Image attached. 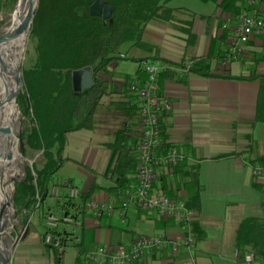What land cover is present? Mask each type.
Here are the masks:
<instances>
[{"label": "crops", "instance_id": "1", "mask_svg": "<svg viewBox=\"0 0 264 264\" xmlns=\"http://www.w3.org/2000/svg\"><path fill=\"white\" fill-rule=\"evenodd\" d=\"M212 1L219 9L217 3L223 0ZM173 9H181L178 12L180 18L192 23V32L196 36L194 46L188 48V36L180 23H151L148 27L157 25L153 27L151 34L157 36V32L165 33L161 37L164 43L159 45L147 41L156 48L153 51L135 48L138 56L135 59L159 58L164 71L176 73L175 77L161 83L162 94L172 103V110L162 122V130L168 143L185 156V162L181 165L182 170L171 169L165 182H161L157 189L165 190L173 198L187 202L196 193L197 187L184 176L183 170L190 173L199 171L202 206L200 214L196 213L195 221L199 222L205 236L200 240L195 238V250L180 248L174 253L168 248L162 253H153L137 264H217L219 261L220 264H242L237 261L236 231L245 219L258 218L252 215L258 211L257 204L253 202L256 199L254 190L264 191L253 185L255 179L252 167L255 164L252 162L260 157L264 158V144L254 138V128L258 124L255 118L260 83L237 78L247 77L254 70L264 75V37L256 38L250 43L248 58L242 63L222 68L221 59L211 61L215 74L226 73L236 79L203 77L189 72V66H198V61L210 54L213 39L224 38L222 45H216L215 56L220 50L222 54H226L227 33L222 30V20L225 14L231 13L219 9L218 13L211 16H197L183 8ZM258 60L260 62L256 63ZM183 62L184 67L181 65ZM116 65L117 63L112 65V77L101 75L103 79L112 82L114 97L122 92L124 78L136 75L141 67L139 64L134 74L117 76ZM110 100L111 97H105L103 103L108 104ZM108 142L107 137L92 131L70 135L65 149V157L70 161L63 165L57 179L72 181L83 194L95 187L92 198L112 202L119 208L121 197L110 191L114 183L105 174L111 157V151L106 146ZM223 155L233 156L217 159ZM129 177L135 181L136 171ZM60 192L62 195H69V190ZM50 201L49 206L57 212V200ZM34 226L24 235L18 230L20 241L13 249V243L10 246L11 264H55L52 250L41 240L40 228L43 227L40 223ZM75 227L80 230L79 234L71 229ZM183 231L181 226L139 208L128 212L125 224L122 223L120 214L116 213L110 219L97 220L93 216H87L79 226L61 224L57 228L61 251L64 252L63 264H76L78 251L75 246L79 243H83L87 252H91L99 245L129 246L141 237L160 232L181 241ZM30 237L33 248L21 252L17 257L22 247L19 246L20 242L22 244ZM231 240L235 260L225 256ZM18 246L19 250L16 251Z\"/></svg>", "mask_w": 264, "mask_h": 264}, {"label": "trees", "instance_id": "2", "mask_svg": "<svg viewBox=\"0 0 264 264\" xmlns=\"http://www.w3.org/2000/svg\"><path fill=\"white\" fill-rule=\"evenodd\" d=\"M97 1L40 0L31 29L32 40L36 43L37 59L35 65L23 73L26 92L20 99V106L25 114L31 116L33 125L26 130L23 139L31 150L42 153L45 162L41 169L37 165H34L33 170L28 168L26 179L16 185L15 200L26 214L22 220L23 225H31L30 217L40 214V226L44 229L41 240L46 244L47 237H52L49 249L53 252L55 264H63L64 252L61 251L57 229H48L46 226L47 217L70 215L76 222L81 223L88 216L85 205L93 199L95 191L94 187L89 192L82 193L78 200L61 194L64 203L61 205V201L57 200L55 206L59 212H55L48 204L51 199H55L51 195L54 185H58L60 191L74 187L72 181L57 179L63 165L70 161L65 157L69 136L81 131H92L107 137L109 142L106 146L111 151V157L105 174L114 183L110 191L121 197L124 189L134 186L136 180L132 181L129 176L137 170L135 146L140 137V122L136 99L130 91V85L135 76H144L145 62L159 58H132L131 60L141 64L140 70L136 75L124 78L123 90L117 97L112 96V82L103 79L101 75L112 77V65L119 60L128 59L120 56L121 49L126 45L146 51L156 48L145 40V31L151 23H180L184 27L183 32L188 36V48L193 47L196 42L192 23L180 18L178 12L181 9L170 8L168 0H102L114 8L107 23L103 18L90 14V8ZM217 4L225 13L238 14L250 10L241 0H223ZM223 43L224 38L213 39L210 54L199 60L198 66L191 65L189 72L203 77L236 79L226 73L215 74L211 68L213 59H222L225 56L220 49L215 56L216 45ZM259 62L258 60L256 63ZM181 65L184 67L185 62ZM87 67L92 68L95 84L90 90L76 93L73 89V72ZM175 76L176 73L171 70L162 72L160 86L164 80ZM237 79L260 83L255 122L264 123V75L254 70L249 76ZM105 97H111L108 104L103 103ZM162 135V152L166 153L173 146L164 137V132ZM231 156L223 155L217 159ZM252 164L264 166V158L260 157ZM181 165L175 168L182 170ZM183 173L197 187L196 193L188 199L187 206L200 214L202 189L199 184V171L190 173L183 170ZM21 175L22 173L19 177ZM166 177L163 178V183ZM253 185L264 191V183L255 181ZM162 193L174 197L165 190ZM192 228L196 239L200 240L205 236L198 221L194 220ZM75 247L78 251L76 264H91L84 244L79 243ZM235 248L239 263L243 262L248 253H252L256 264H264L263 218H248L239 225Z\"/></svg>", "mask_w": 264, "mask_h": 264}, {"label": "built area", "instance_id": "3", "mask_svg": "<svg viewBox=\"0 0 264 264\" xmlns=\"http://www.w3.org/2000/svg\"><path fill=\"white\" fill-rule=\"evenodd\" d=\"M241 1L250 10L235 15L225 14L222 20V30L227 33L228 44V50L221 59L222 68L247 60L250 43L256 38L264 37V0ZM120 56L127 57L123 54ZM143 70L144 76H135L130 85V91L136 99L140 122V137L135 146L136 183L121 192L122 201L119 208L112 202L93 198L85 205V210L88 216L97 220L110 219L119 213L122 223L125 224L128 212L143 209L181 226L184 229L182 240L171 239L164 232H160L141 237L129 246L99 245L88 254L91 264H137L153 253H162L168 248L174 253L180 248L188 251L196 248L192 228V223L197 217L196 212L190 210L183 199L171 198L157 189L172 168L185 162V156L176 147L170 148L166 153L162 152V122L172 110V103L162 94L160 86L164 66L161 61L154 60L145 62ZM252 175L255 181L264 183V166L253 165ZM60 193L58 185H54L51 195L63 205ZM81 194L78 187L69 189L71 199L78 200ZM62 223L76 226L81 224L70 215H49L46 219L48 229H57ZM51 243L52 237L49 235L46 244ZM242 264H256L254 254L248 253Z\"/></svg>", "mask_w": 264, "mask_h": 264}, {"label": "rangeland", "instance_id": "4", "mask_svg": "<svg viewBox=\"0 0 264 264\" xmlns=\"http://www.w3.org/2000/svg\"><path fill=\"white\" fill-rule=\"evenodd\" d=\"M20 0H0V29L2 27H4L9 20L11 19L13 13L16 11L17 6L19 4ZM39 4H40V0H39ZM38 4V7H39ZM28 3L27 5L22 9V11L20 12V14L22 15L26 9H28ZM168 6L170 8H183L187 11L192 12L193 14L200 16V15H206V16H211L215 13H218L219 9L217 8V5L214 1L212 0H169V4ZM38 10V8H37ZM157 26L156 24H152L151 26H149L147 28V32L145 33V40L150 42V43H154V44H159L162 45L164 43L163 41V37L165 35V33L162 32H157V36L151 34L153 27ZM164 34V35H163ZM135 47L131 46V45H126L121 49V54L126 55L128 57V59H122L119 60L117 62L116 65V75L117 76H123L126 74H134L136 72V70L139 67V64L133 60H131L132 58L138 57L134 51ZM140 50V49H139ZM36 59H37V53H36V43L34 40H32L31 34L28 37V41H27V45H26V51H25V57H24V62H23V66H22V75L24 73V71L28 68H31L32 66L35 65L36 63ZM16 73V72H15ZM22 90V85L20 86L19 80L17 82V85L14 89L15 91L18 90ZM25 87L23 86V90L21 93V97L23 95H25ZM14 94V93H13ZM20 97V99H21ZM19 110L21 113L22 118V124H23V128H24V134L26 133V130H29L32 128V122H31V116H28L27 114H25L24 110L21 108L20 106V100H19ZM5 113V105L1 104L0 106V122L3 118V115ZM4 139H2L3 143L1 144L3 147L9 148L11 147L9 140L7 139L6 136L3 137ZM254 138L257 141L262 142V144H264V123H258L256 124L255 128H254ZM25 142V159L26 162L24 163V165L21 168V177L16 178V182H12V184L9 185L8 190L9 193L12 197H14L15 199V192H16V185L20 182H22L23 180L26 179L27 177V170L28 168L32 169V167L34 168V165H37V167L39 169L42 168L45 160L42 156V153H38L36 151L31 150L27 145H26V141ZM35 162L33 166L30 165V162ZM10 165L7 166V168ZM254 194H255V200H253V202L255 204H257V214H252V215H256L253 217H258V218H263L264 219V192H260L258 190H254ZM51 202V201H49ZM48 202V204H49ZM251 202V204L254 205V203ZM249 205V203H247ZM59 212V211H57ZM20 213V212H18ZM251 212H248V214ZM25 212L22 210V217L19 218L18 217V222L21 223L20 227L18 228V230H20V233H22V235H24L27 231H29L30 229H32V227L36 224H39L40 222V218L38 213H36L35 215H32L29 219V222L32 221L31 225H23L22 220L25 217ZM252 217V216H251ZM34 226V227H35ZM228 227V226H227ZM41 232H44L43 228H40ZM72 230H76V233L79 234L80 230L77 229L76 227ZM31 237L27 238L24 243L19 244V246L21 245L22 247L20 248V250L18 249L19 246L17 247L16 251H18V255L17 257L20 255L21 252H24L26 250L30 251L31 248H33V246H31ZM13 242L9 241V247L12 245ZM227 257H230L232 260H235V251H234V245L232 240L229 242V247L227 248V253L226 255ZM215 261L216 258H214ZM220 264V261L219 263Z\"/></svg>", "mask_w": 264, "mask_h": 264}, {"label": "bare ground", "instance_id": "5", "mask_svg": "<svg viewBox=\"0 0 264 264\" xmlns=\"http://www.w3.org/2000/svg\"><path fill=\"white\" fill-rule=\"evenodd\" d=\"M27 3L28 9L21 15L20 12ZM34 3H36V0H34ZM29 9L30 3L20 0L9 22L0 29V106L1 104L5 105V113L0 122V129L8 131L5 136L10 142V150L12 151L11 163L8 168H3L0 161V186H3V194L8 197H11L8 190L9 185L20 176L21 168L26 162L25 157L20 152L19 143L23 117L13 93L18 80L20 86L22 85V66L30 34H21V30L27 19ZM19 91L20 89L17 92ZM9 211L11 212V207ZM10 218L9 216L8 219Z\"/></svg>", "mask_w": 264, "mask_h": 264}, {"label": "water", "instance_id": "6", "mask_svg": "<svg viewBox=\"0 0 264 264\" xmlns=\"http://www.w3.org/2000/svg\"><path fill=\"white\" fill-rule=\"evenodd\" d=\"M30 3V9L28 12L27 19L22 27L21 34L29 33L31 34L32 25L34 23V19L36 16L39 0H25ZM114 13V8L110 7L106 4V2L102 0H98L92 7L90 8V14L94 17L103 18L106 23L112 17ZM95 82L93 78L92 68L87 67L82 70H78L73 72V89L76 93H81L82 91L90 90L93 88ZM24 86V77L22 75V90ZM22 90L19 92H14V99L17 104H19V100L21 97ZM19 107V106H18ZM8 133L5 129H0V161L3 164V168L10 165L12 151L9 148L3 147L1 144L3 143V137ZM24 128L22 124L21 131L19 133V143H20V152L22 156L25 155V142L23 139ZM25 157V156H24ZM5 163V164H4ZM34 161L30 162V165H34ZM33 170V167H32ZM27 172V171H26ZM16 182V180H13ZM11 207V212L9 208ZM20 212V213H18ZM11 214V215H10ZM11 217L8 219V217ZM18 217H22V210L19 202H17L14 197H8L3 194V186H0V264H11V256L12 252L9 247V241L13 242L12 249L15 245L20 241L18 228L21 223L18 222Z\"/></svg>", "mask_w": 264, "mask_h": 264}]
</instances>
